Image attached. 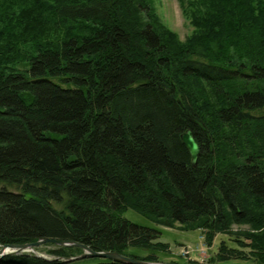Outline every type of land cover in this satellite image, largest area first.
<instances>
[{
	"label": "trees",
	"instance_id": "16d2710c",
	"mask_svg": "<svg viewBox=\"0 0 264 264\" xmlns=\"http://www.w3.org/2000/svg\"><path fill=\"white\" fill-rule=\"evenodd\" d=\"M14 2L30 47L0 49V246L54 239L160 262L170 246L124 217L133 209L202 230L209 248L231 223L249 224L254 234H233L239 248L222 242L211 262L264 264V0H195L184 43L156 25L150 0ZM45 245L55 259L0 264H65L82 251Z\"/></svg>",
	"mask_w": 264,
	"mask_h": 264
},
{
	"label": "rangeland",
	"instance_id": "374dc122",
	"mask_svg": "<svg viewBox=\"0 0 264 264\" xmlns=\"http://www.w3.org/2000/svg\"><path fill=\"white\" fill-rule=\"evenodd\" d=\"M30 1V0H29ZM195 0H150L152 9L154 11V17L157 18L155 21L156 25L160 26L162 30H167L176 35V38L181 43L186 42L189 37L192 36L197 30L192 24V14L194 12L193 7H190V4H193ZM193 10V11H192ZM24 8L14 0H0V49L6 50L5 54L14 55L23 53L30 45H24L26 39H21L18 37V34L22 33V29L19 27V20L21 14H23ZM18 24L17 26H15ZM44 24L47 26L41 28V31H37L35 36L41 35L43 40L48 32L54 30L50 25L57 26V21L52 19L46 21ZM11 29L10 33L13 36L8 38L9 32L8 28ZM40 30V29H39ZM6 32V33H5ZM5 33V34H4ZM57 33L51 32L50 36H54ZM16 37L17 43L12 41ZM11 47V48H9ZM18 68L23 66V63L16 65ZM195 88L203 90L204 86L199 83L194 82ZM124 217L130 222L155 229L161 233L159 242L166 243L170 246L168 251L155 252L159 257L160 262L177 264H189V261L194 260L198 264H258L255 259L251 260H239L232 259L228 261H215L211 262L212 258L218 253L219 247L222 242H226L229 248H239L235 242L236 237L233 234H247L251 235L255 232V228L249 224H237L231 223L230 228L228 229L229 233L227 234H218L212 247L209 248L205 243V236L202 230H187L180 223H176L173 228L164 227L161 225L155 224L149 218L143 216L133 209H128ZM258 232V230H256ZM254 234V233H253ZM204 238V240H203ZM249 242V241H246ZM204 248L205 253H201V249ZM55 249L54 246L43 245L39 250L31 252L33 254H38L39 256H44L46 258H55V256L49 253L50 250ZM188 249L190 251V258L181 256V250ZM245 252H250V249H246ZM83 251L80 252L82 254ZM127 253L138 256L146 257L150 252L144 251L140 248L129 247ZM78 256V252H73ZM72 258V257H71ZM64 261L66 259L60 258ZM103 259L99 258H86L81 260H75L66 264H97L103 262Z\"/></svg>",
	"mask_w": 264,
	"mask_h": 264
},
{
	"label": "water",
	"instance_id": "95a60500",
	"mask_svg": "<svg viewBox=\"0 0 264 264\" xmlns=\"http://www.w3.org/2000/svg\"><path fill=\"white\" fill-rule=\"evenodd\" d=\"M181 138L183 144L189 150L192 159V165L196 166L201 153V147L196 141L193 131L190 129L187 130L185 133L182 134ZM45 244H54L59 247H76L83 251V253L79 256L67 258L66 260H64L65 264L69 262H73L75 260H81L86 258H99L110 261L126 262L129 264H171L164 262H146V261L130 258L128 256H124L116 252H95L89 246L81 243H77L73 241L54 240V239H44L34 243H27V244H12V245L0 246V258H3L5 256L34 252L37 248H40Z\"/></svg>",
	"mask_w": 264,
	"mask_h": 264
},
{
	"label": "built area",
	"instance_id": "2783aa9c",
	"mask_svg": "<svg viewBox=\"0 0 264 264\" xmlns=\"http://www.w3.org/2000/svg\"><path fill=\"white\" fill-rule=\"evenodd\" d=\"M203 251H204V249H202V252H203ZM183 254H184V255H188L189 252H188V251H184Z\"/></svg>",
	"mask_w": 264,
	"mask_h": 264
}]
</instances>
